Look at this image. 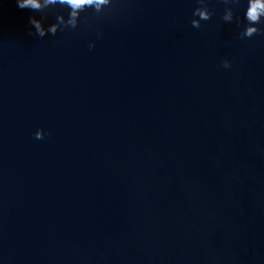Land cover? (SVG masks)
Instances as JSON below:
<instances>
[{
  "label": "water",
  "instance_id": "obj_1",
  "mask_svg": "<svg viewBox=\"0 0 264 264\" xmlns=\"http://www.w3.org/2000/svg\"><path fill=\"white\" fill-rule=\"evenodd\" d=\"M207 2L0 0V264H264V34Z\"/></svg>",
  "mask_w": 264,
  "mask_h": 264
},
{
  "label": "clouds",
  "instance_id": "obj_2",
  "mask_svg": "<svg viewBox=\"0 0 264 264\" xmlns=\"http://www.w3.org/2000/svg\"><path fill=\"white\" fill-rule=\"evenodd\" d=\"M20 9H29L40 14L37 19L35 15L29 17V23L34 31L31 35L45 37L46 35L56 36L58 32L66 29H76L81 21L87 22V17L82 13L91 12L99 17L105 14L114 6V0H15ZM198 7L193 10L191 25L199 29L201 21H208L212 18L213 12L210 10L207 0H197ZM225 8L221 19L226 23L235 22L240 28L239 37L241 39L252 38L258 34H264V0H246L243 6V16L241 17L231 6L240 4V0H224ZM49 16H54L53 22L47 26L44 20ZM101 34L97 33V38ZM95 46V41H91L88 47ZM224 69L231 68V62L224 59L221 65ZM37 139H43L45 131L39 129L34 133Z\"/></svg>",
  "mask_w": 264,
  "mask_h": 264
}]
</instances>
